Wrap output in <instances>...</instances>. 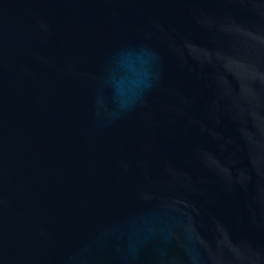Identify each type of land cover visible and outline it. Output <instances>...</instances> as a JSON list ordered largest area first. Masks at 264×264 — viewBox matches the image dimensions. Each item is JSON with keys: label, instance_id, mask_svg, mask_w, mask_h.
<instances>
[{"label": "water", "instance_id": "obj_1", "mask_svg": "<svg viewBox=\"0 0 264 264\" xmlns=\"http://www.w3.org/2000/svg\"><path fill=\"white\" fill-rule=\"evenodd\" d=\"M0 264H264V0H0Z\"/></svg>", "mask_w": 264, "mask_h": 264}]
</instances>
